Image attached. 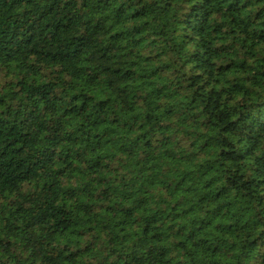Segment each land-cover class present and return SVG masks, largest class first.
Listing matches in <instances>:
<instances>
[{
    "label": "trees",
    "instance_id": "trees-1",
    "mask_svg": "<svg viewBox=\"0 0 264 264\" xmlns=\"http://www.w3.org/2000/svg\"><path fill=\"white\" fill-rule=\"evenodd\" d=\"M0 264H264V0H0Z\"/></svg>",
    "mask_w": 264,
    "mask_h": 264
}]
</instances>
